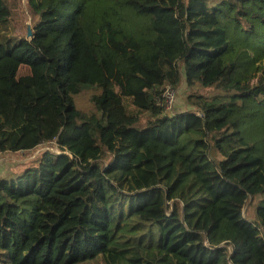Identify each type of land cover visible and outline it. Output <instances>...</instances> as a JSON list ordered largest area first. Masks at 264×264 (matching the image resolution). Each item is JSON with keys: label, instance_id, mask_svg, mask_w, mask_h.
<instances>
[{"label": "trees", "instance_id": "trees-1", "mask_svg": "<svg viewBox=\"0 0 264 264\" xmlns=\"http://www.w3.org/2000/svg\"><path fill=\"white\" fill-rule=\"evenodd\" d=\"M25 1L13 43L0 0V154L57 150L0 177V264H264V0ZM182 83L215 93L165 113Z\"/></svg>", "mask_w": 264, "mask_h": 264}, {"label": "rangeland", "instance_id": "rangeland-1", "mask_svg": "<svg viewBox=\"0 0 264 264\" xmlns=\"http://www.w3.org/2000/svg\"><path fill=\"white\" fill-rule=\"evenodd\" d=\"M13 5V18L8 24V32L5 33L12 37V42L15 43V40L19 39L21 36H24L28 26L30 25V18L28 15L27 5L25 0H11ZM127 25L124 26L130 32L134 33L136 37L145 45V50H147V43L152 39L153 34L150 30L148 23L144 19L134 18L133 16L126 17ZM4 38V29L2 27L0 31V39ZM29 74V69L27 67H22L20 71V77ZM100 82V80H98ZM165 86H168L167 84ZM164 86V87H165ZM178 99L175 109L178 112L188 111L190 109L186 105V98L192 94L203 95L211 97L215 90L213 87H203L201 85H196L193 88H188L185 83H182L178 88ZM127 105L131 113H136V110L132 107L130 100H127ZM142 121H145L148 118V114L139 115ZM57 148L54 143L45 144L37 148L32 152L16 153V154H0V177L9 176H19L20 172L30 169L40 162V159L43 154L46 152H56ZM260 198L250 199L245 216L250 220H255L256 209L258 207ZM167 209L162 206H151L145 209L142 212V216L146 218H151L154 220L162 219L167 213ZM100 264V262H97Z\"/></svg>", "mask_w": 264, "mask_h": 264}, {"label": "built area", "instance_id": "built-area-1", "mask_svg": "<svg viewBox=\"0 0 264 264\" xmlns=\"http://www.w3.org/2000/svg\"><path fill=\"white\" fill-rule=\"evenodd\" d=\"M163 89V97L157 99V102L163 107L165 113H171L175 111V104L178 99V91L170 85L163 87Z\"/></svg>", "mask_w": 264, "mask_h": 264}, {"label": "water", "instance_id": "water-1", "mask_svg": "<svg viewBox=\"0 0 264 264\" xmlns=\"http://www.w3.org/2000/svg\"><path fill=\"white\" fill-rule=\"evenodd\" d=\"M27 39H31V37L33 36V32H32V27L31 25L28 26V29H27V35H26Z\"/></svg>", "mask_w": 264, "mask_h": 264}]
</instances>
